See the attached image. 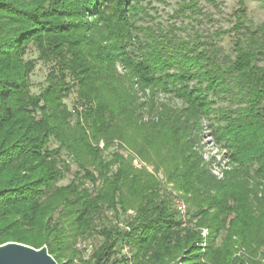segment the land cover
Listing matches in <instances>:
<instances>
[{
    "label": "trees",
    "instance_id": "1",
    "mask_svg": "<svg viewBox=\"0 0 264 264\" xmlns=\"http://www.w3.org/2000/svg\"><path fill=\"white\" fill-rule=\"evenodd\" d=\"M149 8L0 0V244H46L60 264H264V23L236 8L224 53L175 22L145 23ZM29 44L53 62L38 93ZM204 126L225 150L221 177L204 158ZM62 151L77 168L66 184ZM159 171L188 203L184 226ZM97 236L85 256L78 241Z\"/></svg>",
    "mask_w": 264,
    "mask_h": 264
},
{
    "label": "rangeland",
    "instance_id": "2",
    "mask_svg": "<svg viewBox=\"0 0 264 264\" xmlns=\"http://www.w3.org/2000/svg\"><path fill=\"white\" fill-rule=\"evenodd\" d=\"M148 3L151 18H148L145 23L167 27V24L175 22L179 26L178 32L181 35L187 37H192L198 41H205L206 43L213 42L217 47H221V51L224 53H232V38L233 31L231 25L235 23L236 14L235 9L238 7L245 8V23L250 25H258L264 23V0H194L196 3L195 8L184 7L178 13L180 7L189 0H145ZM177 12V14H176ZM177 15V16H176ZM216 29L224 30L225 33L221 35L220 38L213 37V31ZM38 51L36 48L29 44L27 46V51L25 54V59H34L35 67L30 74L31 91L34 93L40 92L45 86V78L51 69L53 62L43 61L37 58ZM64 102L68 107H72L77 103V98L74 92H71L68 97L64 99ZM147 116L144 118L146 119ZM55 141L49 143L50 147L56 146ZM101 144V145H100ZM200 144L202 146V152L205 160L207 161L210 169L213 171L217 177H221L223 170L228 166V159L225 156V150L221 149L213 141L212 136L209 133L208 128L205 126L201 131ZM102 146V142L99 143ZM126 153V152H125ZM62 157L69 163L70 168L68 172L57 182L58 184H66L74 174L76 168V163L66 151H62ZM146 165L147 169L151 170V166L141 161L137 156L133 160V164ZM157 176L160 178L161 185H163V190L170 192L171 203L174 200L178 201L185 207L184 213H177L179 219H181V225L184 226L188 223L189 208L188 203L185 201L183 194L173 188L172 183L165 181V177L159 171ZM264 186V184L262 185ZM173 206V205H172ZM174 208V206H173ZM110 215V212H107ZM132 211H128L125 216L122 215L117 224L120 227H125V220L129 215H132ZM112 216V215H111ZM110 216V217H111ZM206 228L201 229V235L203 237V231ZM207 233V229H206ZM101 242V237L88 239L85 241H78L79 247H85L84 252L87 256L92 247H96ZM128 250V248H127ZM78 264V263H76Z\"/></svg>",
    "mask_w": 264,
    "mask_h": 264
},
{
    "label": "water",
    "instance_id": "3",
    "mask_svg": "<svg viewBox=\"0 0 264 264\" xmlns=\"http://www.w3.org/2000/svg\"><path fill=\"white\" fill-rule=\"evenodd\" d=\"M0 264H60L48 252L46 244L40 247L6 241L0 244Z\"/></svg>",
    "mask_w": 264,
    "mask_h": 264
},
{
    "label": "built area",
    "instance_id": "4",
    "mask_svg": "<svg viewBox=\"0 0 264 264\" xmlns=\"http://www.w3.org/2000/svg\"><path fill=\"white\" fill-rule=\"evenodd\" d=\"M101 145V144H100ZM139 165V164H138ZM172 205L174 206V209L175 210H177V212L179 211V213H184L185 212V207L181 204V203H179L178 201H176V200H174V203L172 202ZM183 215V214H182ZM203 231V235L204 234H206V229H204V230H202ZM122 252L124 253V254H126L128 257L130 256V253H129V251L127 250V247L126 246H124L123 248H122Z\"/></svg>",
    "mask_w": 264,
    "mask_h": 264
}]
</instances>
